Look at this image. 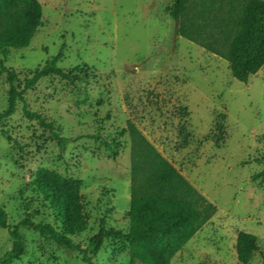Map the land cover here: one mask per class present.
Returning a JSON list of instances; mask_svg holds the SVG:
<instances>
[{
    "label": "rangeland",
    "instance_id": "rangeland-1",
    "mask_svg": "<svg viewBox=\"0 0 264 264\" xmlns=\"http://www.w3.org/2000/svg\"><path fill=\"white\" fill-rule=\"evenodd\" d=\"M42 19L28 47L0 52L23 82L46 61L73 77L42 78L24 94L64 147L17 102L0 125V204L9 225L29 216L58 227L33 187L40 168L81 181L85 249L105 229L128 230L130 139H145L216 207L169 264H239L238 232L257 239L248 264H264V67L246 84L222 58L181 38L175 0H37ZM80 69L77 71L76 69ZM9 86L0 73V113ZM26 249L12 264H83L78 252L21 228ZM11 239L0 228V257ZM94 264H129V245L107 239Z\"/></svg>",
    "mask_w": 264,
    "mask_h": 264
},
{
    "label": "trees",
    "instance_id": "trees-1",
    "mask_svg": "<svg viewBox=\"0 0 264 264\" xmlns=\"http://www.w3.org/2000/svg\"><path fill=\"white\" fill-rule=\"evenodd\" d=\"M169 15L178 21V35L228 63L232 77L246 84L250 76L264 67V0H175ZM42 19L37 0H0V52L28 47ZM60 56L50 58L17 86V73L5 66L0 57V73L6 74L9 86L6 108L1 122L15 111L17 102L30 120L50 130L64 147L66 139L54 132L37 112H31L24 94L44 77L53 75L63 80L73 77L58 66ZM80 71V69H76ZM121 133L130 139V200L128 230L99 228L85 249L72 242L70 236L86 230L81 200V181L64 177L55 171L40 168L32 185L54 212L58 227L35 223L29 216L16 225H9L0 204V228L11 239V248L0 257V264L20 259L26 245L21 228L72 252H78L83 264H94L103 242L107 239L125 241L129 245V264H169L170 259L192 239L215 214L216 207L208 202L176 169L129 123ZM264 177V170L261 172ZM257 250L254 235L240 231L235 253L239 264H248Z\"/></svg>",
    "mask_w": 264,
    "mask_h": 264
}]
</instances>
